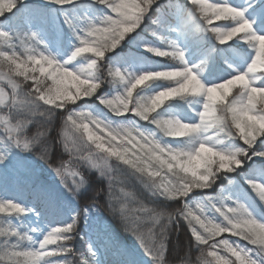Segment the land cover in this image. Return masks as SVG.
<instances>
[{
  "label": "snow or ice",
  "instance_id": "1",
  "mask_svg": "<svg viewBox=\"0 0 264 264\" xmlns=\"http://www.w3.org/2000/svg\"><path fill=\"white\" fill-rule=\"evenodd\" d=\"M95 211L150 264H264V0H0V264H105Z\"/></svg>",
  "mask_w": 264,
  "mask_h": 264
},
{
  "label": "rangeland",
  "instance_id": "2",
  "mask_svg": "<svg viewBox=\"0 0 264 264\" xmlns=\"http://www.w3.org/2000/svg\"><path fill=\"white\" fill-rule=\"evenodd\" d=\"M210 2H212V0H210ZM231 2L233 4L239 5V4L243 3V0H231ZM211 43L215 44V41L205 39L204 41H202L203 46L200 48L199 51H195L191 45H185L186 59L192 64L198 63L201 59L204 58L203 53H204V50L206 49V45L211 44ZM232 43H239V42L233 41ZM214 44H212V45H214ZM126 48L127 47H125V49H124L125 52L128 51V48L127 49ZM244 52H245V54H249L250 50L247 47H245ZM237 61L238 62L240 61L239 57L237 58ZM233 66L235 67L236 65H233ZM203 79L208 80L211 78L209 76H206V77H203ZM22 157L24 160H26L30 163V166L33 169L36 170V172L39 176V179L41 181H43L48 186L55 187L58 190V192L60 193L61 197L67 201V204L63 209L64 218H67L68 213L73 208L76 207V205H75L76 201L71 200V198L68 197L63 192V189L59 188L58 181L56 180L54 174L51 172L50 169H48L47 166L39 164L36 159H34L32 157L30 158L29 155H27V154H22ZM48 179H50L51 181H48ZM22 202L25 203L26 205H29L28 203H26V201H22ZM260 214H261V210L257 209V215H260ZM99 216H100V213H97V211L92 212L89 216V219L87 221L83 220L82 225H81L84 241L91 240L93 243H95L97 245L98 248L101 247L102 245H104L105 240L103 237H101L100 239L97 238V235H96L97 231H99L100 233H103L104 236H106L107 238L110 236V233H108L106 221L104 219L101 220L99 218ZM127 234H128V238L130 239L128 251L131 254V258L135 261V264H147V256H145L143 254L142 250L140 249V247L138 245V242L135 240V238L131 235L130 232L127 231ZM228 235L229 234H223V236L220 238H223L224 236H228ZM116 248H120V247L116 246ZM101 259L102 260L104 259L103 252L101 253Z\"/></svg>",
  "mask_w": 264,
  "mask_h": 264
},
{
  "label": "trees",
  "instance_id": "3",
  "mask_svg": "<svg viewBox=\"0 0 264 264\" xmlns=\"http://www.w3.org/2000/svg\"><path fill=\"white\" fill-rule=\"evenodd\" d=\"M212 44H214V43L207 44L206 49L211 48L213 46ZM206 76H208L207 70L203 73L202 78L206 77ZM182 103H183V101H179V100L175 101L174 102V108H175L176 104H182ZM181 114H183V112H181ZM31 157L36 159L40 164L46 166L42 161H40L34 155L30 156V158ZM103 183L104 182L101 179H99L94 172H92L90 174V179H89V188L86 189L84 191V193L81 195L80 201L81 202L83 201L85 195L90 194L91 189L93 187L103 186ZM22 201H26V203H28L30 206L35 207L37 209V211H39L41 213V223L42 224L45 222H48L51 224H55V223L59 222V219H60L59 216H57L56 214L51 213L49 210L45 209L42 202L33 201V199L31 198V195L27 191L23 194ZM103 202L104 201L101 198V203H103ZM97 213H100L99 218H101V220L103 218L107 222V229H108V232L110 233L108 240L110 241V243L113 247L110 249L109 255L107 257L104 256L103 260L105 261V264H111V261L113 259L111 252H113L117 249L116 246H118V247L123 246L122 247L123 249L128 250L130 239L128 238L127 230L125 229L124 225L121 223L119 218L113 217V216H111L110 213L104 212V211H97ZM63 216H64V214H63ZM31 219L34 220L35 218L32 217ZM82 222H83V220H81V222L79 224V229H78L80 236L77 237V241H76V247L77 248H80L82 246V243H83L80 239V237H83L82 227H81ZM181 240H185V242H186V237L182 235ZM147 264H150L148 257H147Z\"/></svg>",
  "mask_w": 264,
  "mask_h": 264
}]
</instances>
